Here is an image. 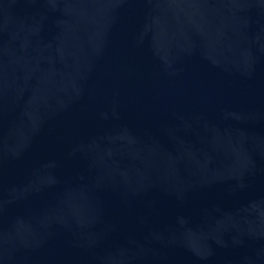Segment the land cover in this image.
<instances>
[{
    "label": "water",
    "instance_id": "1",
    "mask_svg": "<svg viewBox=\"0 0 264 264\" xmlns=\"http://www.w3.org/2000/svg\"><path fill=\"white\" fill-rule=\"evenodd\" d=\"M0 264H264V0H0Z\"/></svg>",
    "mask_w": 264,
    "mask_h": 264
}]
</instances>
